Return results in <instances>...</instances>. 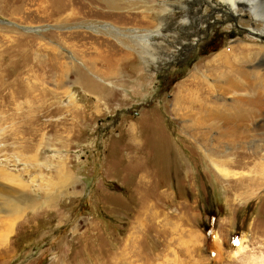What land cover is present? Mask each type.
<instances>
[{
	"label": "rangeland",
	"instance_id": "rangeland-1",
	"mask_svg": "<svg viewBox=\"0 0 264 264\" xmlns=\"http://www.w3.org/2000/svg\"><path fill=\"white\" fill-rule=\"evenodd\" d=\"M180 1L0 0V264H264V65L212 66L235 45L264 56V24L206 0L214 23L176 57L158 34ZM236 75L247 88L225 89ZM191 89L262 108L220 129L179 107Z\"/></svg>",
	"mask_w": 264,
	"mask_h": 264
},
{
	"label": "bare ground",
	"instance_id": "bare-ground-1",
	"mask_svg": "<svg viewBox=\"0 0 264 264\" xmlns=\"http://www.w3.org/2000/svg\"><path fill=\"white\" fill-rule=\"evenodd\" d=\"M203 1H206V0H182L179 3L178 2L177 3H174V2L173 3H169L167 6H168V8L170 10H172V9L175 10L177 8L187 7L188 4H191L192 5L193 3L194 4L197 3V2L201 3ZM213 1H214L215 7H217L219 9V11H221L222 13H225L224 15H226L228 17H231L232 19H235V20L236 19L237 20L239 19L238 17H240V13H239L238 10H239L240 7L241 8L243 7L244 9H246V11L248 10V12H249V21H251L252 23H256V21L258 20L260 22L262 21L263 24H264V18H263L264 17V11H262L260 9L261 8V1L260 0H213ZM262 1H264V0H262ZM188 7H189V5H188ZM219 7H221V8H219ZM169 9H167V10H169ZM261 13H263V15ZM186 17L187 18L185 20H181L180 22H175V24L173 23L172 26H168L167 27V26H164V24H163V26H161V28L163 29V32L164 33H159L158 34V36H159L158 38L161 39V37H163L162 35L164 34V37L163 38H165L166 40L167 39L169 40L168 41V42H170L169 45H172V41H174L175 39H177V40L180 41V46H183V45L185 46L188 42H190L188 37L187 38L185 37L186 39L184 38V36L186 35V32H184L185 31V28H186V25L187 24L189 25V22H190L189 19H188L189 17L188 16H186ZM249 21H248V23H249ZM100 27H104V26H98L97 27L98 31L102 32L101 31L102 29H100ZM253 27H255V26H253ZM104 29L107 30V33L106 34H109L111 36H114L117 33H119V31H117V29H115V31H114V29L111 28V27L108 28V29H106V28H104ZM243 30H245V29H243ZM257 36L258 37H264V27H262L258 31ZM195 38L196 37H194V39ZM185 40H188V41H185ZM180 46H178V47H180ZM238 48H240V47H238ZM238 48L235 45L234 50L230 52V55H231L232 58L231 57H228L227 59H224V56L225 55H223V52L218 53L216 55V57H215L216 59L215 58L214 59L215 60L220 59L221 61H219L217 63L215 62L214 65H212V66H217V69L216 70H213V72H219L220 73L221 72V68L220 67L224 65L225 68H227L228 65H229L228 63H231V62H232V65L237 66L235 68L233 74H241V73H244V71H242V68H243L242 67V63L243 62H249V61H251L252 66L255 69L256 68L258 69L259 67H261V66L264 65V56L263 55L262 56L259 55L261 52L258 49H254L253 50V48H250V49L248 48V50L245 51L242 48H241V50H239ZM237 52H239V53H237ZM129 56L130 55H127V57H129ZM150 56H151L150 58H152L155 61L153 64H155V63L156 64H159L161 62V57L159 59L158 55L156 56V54L153 53ZM162 63L163 62H161V64ZM237 64H239V65H237ZM91 67H92V65H91ZM92 68L95 69V68H97V66H94L93 65ZM237 69L240 70L239 73H236V70ZM255 69L253 71H250V73H252V74H262V73L256 71ZM114 70L115 69L111 67V68H109V69H107L105 71H106V74H110ZM222 70H223V68H222ZM193 72L194 73L197 72L196 71V68L193 70ZM198 72H197V74H198ZM223 74H225V73H223ZM87 76L93 81V85L94 86H98L96 84L97 83V81H96L97 79H95V77L89 76L88 74H87ZM238 77H239V75H236L235 77H231V80H232L233 84L231 86L226 85L227 88H225V89L230 90L231 87L232 86L234 87L235 85L237 86L238 89H240V88H245L246 89L247 88V83L246 82H244V83L243 82H240L239 79H237ZM85 78H87V77H85ZM260 85H261L260 82H254V87L255 88H258ZM98 87H101V86L99 85ZM188 93H187V95H189L190 97H188L187 95H184V96L181 95L180 96V93H177V95H176V102H181L180 103V106H179V107H181V109L190 110L192 108L193 109L200 108L202 110H207V112L212 110L213 112H210L209 113V115H212V117H211L212 120L213 121H216V122H217V120H219L218 118H220L222 120V122H219L217 124H214L213 123L212 125H214V126H217L218 125L219 127H220V125L221 126H224V127L228 128L229 131H231V130H238L244 124V123L243 124L240 123V122H242V120H246L249 116H254L255 117L257 114L260 113L261 108H262L261 107L262 105H260V104H253V103H251V100L253 101L256 98V95L257 94L260 95V92L257 93V92H250V91H248L246 93L238 94L237 97L235 98L234 102L230 103L229 105L228 104H226V105H223V104H220V105L209 104L208 103V98L207 99L204 98V99L198 100L197 98L192 97L193 96L192 95L193 94V90H192V92H188ZM259 95H258V97H259ZM260 99H261V97L259 98V100ZM182 101H183V103H182ZM207 112L206 113H203L202 115H206ZM235 126H238V129H235L234 128ZM220 129H221V127H220ZM14 209H15V207H14ZM216 247H217L218 252L220 253V245L218 244V241L216 243ZM244 248H246V245L245 244L243 246L239 247L238 250H237V252L242 251Z\"/></svg>",
	"mask_w": 264,
	"mask_h": 264
},
{
	"label": "flooded vegetation",
	"instance_id": "flooded-vegetation-1",
	"mask_svg": "<svg viewBox=\"0 0 264 264\" xmlns=\"http://www.w3.org/2000/svg\"><path fill=\"white\" fill-rule=\"evenodd\" d=\"M207 4V2H205V1H203V2H201V3H199V2H197V3H193L192 5H191V7H189V9L188 10H180V11H184V12H182L180 15H181V17L180 18H177L176 20H174L173 19V22L175 23V22H180L181 20H185L187 17L186 16H188L189 18V25L187 24L186 25V28H185V30L186 29H192L191 30V32H197L196 30L198 29V26H200L201 25V23H203V22H205V21H207V18L209 19L210 17V15H212V12L211 13H206V12H204V7H205V5ZM197 6V7H196ZM181 8H183V7H181ZM181 8H178V9H181ZM210 10H212L213 12L215 11L216 12V10H215V8H212V9H210ZM223 17V16H222ZM214 20L215 19H213L212 21H207L206 22V24H208V25H210V24H212V23H214ZM220 22H217L216 24H219ZM189 27V28H188ZM187 33H189L190 34V32H187ZM207 36L206 37H201V39H205V38H207V37H209V33H205ZM202 35V34H201ZM193 37L195 36V35H192ZM189 37H191V36H189ZM211 38V37H210ZM209 40V39H208ZM207 41V40H206ZM177 43H180V41L179 40H177ZM208 43V42H207ZM211 45H212V43H211ZM184 46V45H183ZM183 46H180V49H178V53H177V56L176 57H180V56H183V54L185 55L186 53H184L185 51L187 52L188 50H190L191 49V45H185L184 47ZM206 46H210V45H206ZM162 62V61H161Z\"/></svg>",
	"mask_w": 264,
	"mask_h": 264
}]
</instances>
